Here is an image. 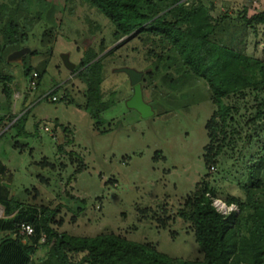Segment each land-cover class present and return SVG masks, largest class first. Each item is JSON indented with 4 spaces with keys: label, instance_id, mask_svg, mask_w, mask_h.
<instances>
[{
    "label": "trees",
    "instance_id": "trees-1",
    "mask_svg": "<svg viewBox=\"0 0 264 264\" xmlns=\"http://www.w3.org/2000/svg\"><path fill=\"white\" fill-rule=\"evenodd\" d=\"M78 8H86L83 23L87 33L77 28L80 20L74 10ZM214 11V4L205 0H64L58 24L49 26L47 21H55L50 2L0 0V93L4 98L0 101V139L10 131L15 132V139L28 137L29 110L19 116L12 112L14 76L6 70L10 66L7 56L25 48L30 38L40 37L42 49L28 48L21 63L28 83L36 74V90L52 58V43L58 38L54 29L60 30L63 18L65 23L70 18L67 24L76 27L74 33L81 40L96 38L87 50L77 47L80 58L74 70L67 72L82 85V109L95 130L102 127V116L115 104V92L105 99L102 85L107 80L106 70L116 67L144 73L140 88L149 106L201 80L213 108L204 126L207 143L202 162L206 173L193 192L174 211L166 205L136 208L139 223L150 222L156 230L167 231L171 240L178 237L172 230L176 222H182L186 235L192 234L195 257L173 258L151 243L127 240L124 236L137 231L136 226L123 234L105 230L91 237L60 231L67 213L71 216L68 224H73L86 211L85 200L78 201L74 210L69 203L52 208L53 200L38 202L33 189L31 201H20L3 183L10 172L0 162V264H264V8L250 16L245 8L233 16L223 13L214 17ZM249 35L255 40L253 48L256 39H261L260 57L247 51ZM40 56L44 59L33 67L31 58ZM58 89L53 88L44 98L51 103H73L67 89L58 99ZM54 123L55 131L58 125ZM38 126L35 123L33 129ZM60 128L65 144H71L68 128ZM64 146L57 147L58 155L68 156L74 175L80 173L82 160ZM13 148L22 152L26 147L15 142ZM35 165L47 172L66 168L64 163L57 166L45 158ZM219 176L232 178L229 183L239 194L222 197L216 187ZM38 178L48 185V179ZM218 200L234 210L220 213L213 206ZM95 202L101 211V201ZM20 225L31 227L32 234L21 236ZM39 250H43L41 258L37 257Z\"/></svg>",
    "mask_w": 264,
    "mask_h": 264
},
{
    "label": "rangeland",
    "instance_id": "rangeland-1",
    "mask_svg": "<svg viewBox=\"0 0 264 264\" xmlns=\"http://www.w3.org/2000/svg\"><path fill=\"white\" fill-rule=\"evenodd\" d=\"M45 1L50 2L55 10L51 16L55 21H47V24L57 25L62 16L60 11L64 0ZM205 2L214 4V17L223 13L233 16L243 8L250 16L264 8V0ZM74 11L80 20L77 28L87 33V26L83 23L86 8ZM67 19L70 23V18ZM65 21L63 18L60 30L54 29V36L58 38L52 43V58L36 90H29L20 63H10L6 69L14 76L12 112L18 116L28 110L29 113L25 124L27 138L15 139V132L10 131L0 139V162L10 172V177H6L3 183L8 186L11 195L23 202L33 199V189L38 193V202L53 200L52 208L59 203L63 206L69 203V207L74 210L79 206L78 201L85 200L86 211L73 224H68L71 216L67 213L68 217L60 231L91 237L105 230L123 234L136 226L137 231L124 236L127 240L151 243L159 252L173 258L195 257L197 248L192 234L186 235L182 222H176L172 230L178 233V237L171 240L167 231L156 230L150 222L139 223L136 208L156 209L166 205L170 211H174L205 175L202 162L203 148L207 143L204 126L213 110L205 83L195 80L170 97L160 99L156 105L150 106L153 115L141 118L126 107L132 89L127 76L116 72L123 67L106 70L107 80L102 85V93L106 99L115 92L112 99L115 104L102 116L103 125L97 131L93 128V121L82 109L79 96L82 85L70 79L61 59L63 55H68L69 62L75 65L81 55L79 49L87 50L96 38L81 40V36L77 37L74 33V24L73 27L69 25L71 29L68 33L69 26ZM106 23L104 20V25ZM97 38L100 37L97 35ZM256 41L257 47L253 48L255 40L251 35L248 36L247 51L260 57L261 39ZM40 47V37H37L30 38L25 48L41 50ZM43 59L42 56L31 58V65L35 67ZM57 87L56 97L60 99L64 89H67L73 103H51L49 98H44ZM25 96L27 100L24 102ZM3 100L0 93V101ZM26 106L29 107L22 112ZM55 121L58 127L54 131ZM35 123H39L38 130L33 129ZM60 127L68 128L67 139L71 144H65ZM44 128L49 132H45ZM103 130L108 132L101 134ZM15 142L25 145L24 151L14 149ZM60 145H66L63 147L65 151L73 152L76 159L82 160L84 168L80 173L74 175L75 167L71 166L68 156L64 159L58 155L57 147ZM43 158L57 166L64 163L66 168L57 169L56 172L42 171L35 164ZM210 173L215 174V170L210 169ZM72 175L74 178H71ZM38 177L48 179V185L41 183ZM231 180L230 177L225 180L217 177L216 187L222 197L239 194L237 188L229 183ZM95 199L101 201V211L97 210L99 204ZM221 203L218 200L219 207L224 208ZM2 237L0 234V240ZM42 256L43 250H39L37 257Z\"/></svg>",
    "mask_w": 264,
    "mask_h": 264
},
{
    "label": "water",
    "instance_id": "water-1",
    "mask_svg": "<svg viewBox=\"0 0 264 264\" xmlns=\"http://www.w3.org/2000/svg\"><path fill=\"white\" fill-rule=\"evenodd\" d=\"M29 53V49L23 48L19 51L10 53L6 61L7 63H22V58ZM62 64L68 72H72L75 65L69 62L68 55L61 57ZM117 73H123L127 76L129 85L132 89V95L126 101V107L135 111L141 118H148L153 115L151 107L146 104L142 99V92L140 88V82L144 75L142 72H137L134 69L120 68L116 70Z\"/></svg>",
    "mask_w": 264,
    "mask_h": 264
},
{
    "label": "built area",
    "instance_id": "built-area-1",
    "mask_svg": "<svg viewBox=\"0 0 264 264\" xmlns=\"http://www.w3.org/2000/svg\"><path fill=\"white\" fill-rule=\"evenodd\" d=\"M35 79H36V74L33 73L32 74V80L30 81L28 88L29 90L33 91L35 89ZM52 101H55L54 98H52ZM45 132H49L47 128H44ZM220 204V203H219ZM218 204V201H214L213 202V206L222 214H225L226 212L232 211L234 210L233 207L230 208H226L224 204L221 203V205H223L224 208H220ZM19 234L21 236H30L32 234V229L31 227L27 226V225H20L19 228Z\"/></svg>",
    "mask_w": 264,
    "mask_h": 264
}]
</instances>
